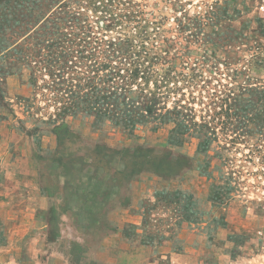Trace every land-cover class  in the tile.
Returning a JSON list of instances; mask_svg holds the SVG:
<instances>
[{"label": "rangeland", "instance_id": "1", "mask_svg": "<svg viewBox=\"0 0 264 264\" xmlns=\"http://www.w3.org/2000/svg\"><path fill=\"white\" fill-rule=\"evenodd\" d=\"M56 16L54 47L21 28L0 66V122L30 139L43 193L131 243L264 264V0H68ZM112 87L154 95L157 115L111 121Z\"/></svg>", "mask_w": 264, "mask_h": 264}, {"label": "crops", "instance_id": "2", "mask_svg": "<svg viewBox=\"0 0 264 264\" xmlns=\"http://www.w3.org/2000/svg\"><path fill=\"white\" fill-rule=\"evenodd\" d=\"M67 198L71 217L59 213L50 220V211ZM72 200L65 191L43 193L30 139L14 124L0 122V264H200L189 240L182 250L168 240L158 246L131 243L119 230L105 232L93 219L80 218ZM75 246L80 252L74 259Z\"/></svg>", "mask_w": 264, "mask_h": 264}, {"label": "trees", "instance_id": "3", "mask_svg": "<svg viewBox=\"0 0 264 264\" xmlns=\"http://www.w3.org/2000/svg\"><path fill=\"white\" fill-rule=\"evenodd\" d=\"M67 4L68 0H0V66L8 60L18 61L16 60V55L18 54L17 56H20V54L16 53V50L20 46V43L13 42V38L19 36V32H22L21 28L28 27L38 30L41 36H45L43 42L45 47H54L58 37L61 35V27L56 25L53 28V18L56 17V19L60 20L56 14L61 15ZM11 54L14 57H11ZM65 56V52H60V56L58 57L60 59ZM120 90L123 91L125 88H120ZM151 98L153 99L147 103H140L133 98L127 101V97L123 93H119L116 87H112L106 94L104 100L105 105L111 107L109 113L111 115V121L118 125L124 124L127 127H135L137 124L145 121L148 116L154 117L157 115V101H155L154 95ZM95 104L94 109L99 103L96 102ZM176 125L177 127L173 131L179 130L181 133H176L182 135L187 133V126L177 123ZM178 140H173L171 144H179ZM136 175L137 172L135 171L131 172L130 176L133 177ZM185 198L187 204L185 211H188V209L193 207V198ZM219 200L221 201L220 197ZM213 201L216 202L214 199ZM187 221L191 222V218L187 217Z\"/></svg>", "mask_w": 264, "mask_h": 264}]
</instances>
